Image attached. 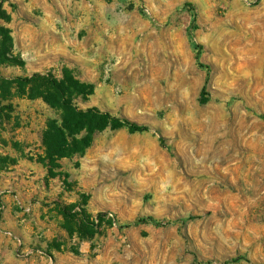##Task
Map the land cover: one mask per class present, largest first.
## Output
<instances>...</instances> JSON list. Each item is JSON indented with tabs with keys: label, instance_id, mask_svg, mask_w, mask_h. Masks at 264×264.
Here are the masks:
<instances>
[{
	"label": "rangeland",
	"instance_id": "obj_1",
	"mask_svg": "<svg viewBox=\"0 0 264 264\" xmlns=\"http://www.w3.org/2000/svg\"><path fill=\"white\" fill-rule=\"evenodd\" d=\"M0 26L2 80L68 69L149 128L52 175L57 114L1 90L0 264H264V0H0Z\"/></svg>",
	"mask_w": 264,
	"mask_h": 264
},
{
	"label": "trees",
	"instance_id": "obj_2",
	"mask_svg": "<svg viewBox=\"0 0 264 264\" xmlns=\"http://www.w3.org/2000/svg\"><path fill=\"white\" fill-rule=\"evenodd\" d=\"M11 51V38L0 26V65H19ZM93 86L80 81L76 75L63 70V77L57 79L50 74H34L32 77L4 81L0 78V91L18 90L29 100L41 99L55 113L46 125L43 136L45 155L42 158L50 173L55 175L59 161L76 155H83L93 144L96 136L108 129L127 128L131 133L149 131L144 125L114 116L97 108L81 109L76 99H87L93 94ZM155 221L154 218H149Z\"/></svg>",
	"mask_w": 264,
	"mask_h": 264
},
{
	"label": "bare ground",
	"instance_id": "obj_3",
	"mask_svg": "<svg viewBox=\"0 0 264 264\" xmlns=\"http://www.w3.org/2000/svg\"><path fill=\"white\" fill-rule=\"evenodd\" d=\"M220 155V162L222 161H227L229 158H231L230 155V149L227 148L226 146H223V149L219 152Z\"/></svg>",
	"mask_w": 264,
	"mask_h": 264
}]
</instances>
